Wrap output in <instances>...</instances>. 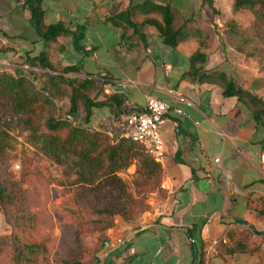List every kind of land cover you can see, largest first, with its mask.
I'll return each instance as SVG.
<instances>
[{
  "label": "crops",
  "instance_id": "obj_1",
  "mask_svg": "<svg viewBox=\"0 0 264 264\" xmlns=\"http://www.w3.org/2000/svg\"><path fill=\"white\" fill-rule=\"evenodd\" d=\"M211 2L43 0L44 23L71 32L45 42L24 0H0V69H27L26 58L46 52L58 70L75 66L74 77L101 86L96 101L115 95L124 113L156 98L188 116L171 112L161 126L164 197L135 221L116 220L98 264H198V250L203 264H264V224L252 209L264 199V125L248 99L226 93L242 89L264 101V66L225 38L243 15L234 0ZM152 4L174 12L173 28L184 34L176 45L147 23H163ZM197 52L205 59L193 63ZM107 108L99 124L114 123Z\"/></svg>",
  "mask_w": 264,
  "mask_h": 264
},
{
  "label": "rangeland",
  "instance_id": "obj_2",
  "mask_svg": "<svg viewBox=\"0 0 264 264\" xmlns=\"http://www.w3.org/2000/svg\"><path fill=\"white\" fill-rule=\"evenodd\" d=\"M261 2L255 10L238 11L237 16L243 14L241 19L230 21L223 33L236 50L264 66V0ZM249 22L250 26L244 27ZM36 73L31 78L35 87L40 89L46 77L40 75L39 70ZM52 74L61 79L60 75ZM73 76L64 79L61 92L53 103L58 113L68 116L75 124H84L82 105L77 114L68 115L71 92L68 81ZM109 117V108H95L90 127L108 126L99 123ZM34 124L36 127L30 126L24 116L11 113L2 127L5 134L0 137V182L6 186L14 205L10 209L0 206V239L8 243L12 256L14 224L21 217L33 218L38 223L39 240L46 243L45 253L39 257L38 264H98L109 229L118 219L132 222L146 214L154 196L164 197L163 180L158 192L139 195L135 189L138 160H134L128 168L118 172L127 186L128 198L95 192L92 185L81 182L77 158L70 155L57 159L45 151L41 119L34 117ZM111 124L110 136L121 133L114 123ZM115 204L130 207L133 215L127 217L116 213ZM255 211L260 212L258 216L264 224V202H259Z\"/></svg>",
  "mask_w": 264,
  "mask_h": 264
},
{
  "label": "trees",
  "instance_id": "obj_3",
  "mask_svg": "<svg viewBox=\"0 0 264 264\" xmlns=\"http://www.w3.org/2000/svg\"><path fill=\"white\" fill-rule=\"evenodd\" d=\"M43 0H24V4L31 11V25L45 42H50L61 36H69L71 32L62 23L46 25L44 23ZM234 11L244 9L255 10L261 0H234ZM210 4H212L210 0ZM153 8L163 15V23L155 20H147L148 24L155 25L164 41L168 45H176L184 37L182 29L173 28L174 12L169 6L152 4ZM125 16V15H124ZM130 26L138 31L137 24L130 22ZM205 55L197 52L192 57V62L204 60ZM27 69L7 68L0 69V137L5 134L3 125L7 116L16 113L25 117V121L36 127L34 117L42 121L44 132L45 151L60 159L70 155L77 158L79 178L82 183L90 184L96 192H103L109 196L128 198V189L118 172L128 168L134 160H138L135 189L139 195L142 193L158 192L164 178V169L161 163L148 155L143 147L129 138L121 136V133L113 131L111 125L93 129L90 127V119L94 108L110 107L113 111L114 121L123 113V102L117 100V96H107L105 100L96 101L103 89L96 85L90 78L70 77L68 85L70 92V108L68 115H75L83 106L85 123L75 124L68 116L56 111L53 99L61 92V85L67 76L77 73L75 66H66L60 70L54 67L46 52L36 57H28L25 60ZM46 77L43 87L37 89L31 76L36 71ZM52 73H60L59 79ZM229 88L233 85L228 82ZM96 92L94 98L91 93ZM226 93H236L241 98L248 99L253 107L254 117L264 125V101L245 92L242 89L227 90ZM110 126V127H109ZM108 127V128H107ZM264 202V199L261 201ZM257 204L252 209L256 210ZM14 200L6 186L0 182V206L10 209ZM116 213L131 217L132 209L124 204H115ZM128 211H130L129 214ZM256 212V211H255ZM260 212H257V214ZM13 255L9 254L8 243L0 239V264H38V259L45 253L46 243L38 238V223L33 218L21 217L14 224L12 230ZM198 264H203V253H197ZM98 263V259H97Z\"/></svg>",
  "mask_w": 264,
  "mask_h": 264
},
{
  "label": "built area",
  "instance_id": "obj_4",
  "mask_svg": "<svg viewBox=\"0 0 264 264\" xmlns=\"http://www.w3.org/2000/svg\"><path fill=\"white\" fill-rule=\"evenodd\" d=\"M171 112L188 117L181 109L173 108L167 102L148 98L144 110L124 112L114 121V125L120 129L121 136L139 143L148 155L161 163L166 155L161 126ZM262 240L264 242V234Z\"/></svg>",
  "mask_w": 264,
  "mask_h": 264
}]
</instances>
